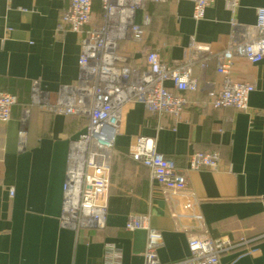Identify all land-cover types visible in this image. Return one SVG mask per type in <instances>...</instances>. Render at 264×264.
<instances>
[{"label": "crops", "instance_id": "crops-1", "mask_svg": "<svg viewBox=\"0 0 264 264\" xmlns=\"http://www.w3.org/2000/svg\"><path fill=\"white\" fill-rule=\"evenodd\" d=\"M98 3L93 0L92 15H100L94 10ZM64 5L63 0H0V92L17 99L10 120L0 122V264H103L105 243L120 250L121 264H143L146 232L125 231L131 214L148 215L150 226L161 232L162 264L186 259L189 236L199 234L231 243L244 238L256 250L237 247L223 253L219 264H264V58L257 64L238 59L232 66L235 80L254 86L246 111L210 107L209 91H218L223 80L213 59L205 69L193 65L198 88L184 93L188 104L179 121L140 103L127 104L111 158L105 229L76 234L60 226L69 142L85 132V120L33 107L30 95L34 83L54 93L77 81L81 36L56 32ZM260 7L264 0H240L236 21L254 25ZM135 16L137 23L143 16L149 23L142 42L120 43L130 67L144 68L143 48L166 62H188L194 56L191 40L208 44L213 54L229 45L225 0H214L199 21L186 0L147 1ZM165 86L177 94L170 83ZM140 136L153 139L156 151L181 169L195 152L220 155L215 170L187 172L192 199L176 215L149 169L127 155Z\"/></svg>", "mask_w": 264, "mask_h": 264}, {"label": "built area", "instance_id": "built-area-1", "mask_svg": "<svg viewBox=\"0 0 264 264\" xmlns=\"http://www.w3.org/2000/svg\"><path fill=\"white\" fill-rule=\"evenodd\" d=\"M63 1L65 5L56 32L71 31L81 36L77 81L59 87L54 93L43 91L34 83L30 100L31 106L45 112L85 120V132L69 142L59 218L62 228L78 234L82 230L103 231L106 227L112 152L127 104L140 103L157 116L166 115L172 121H179L188 104L184 93L198 88L197 79L192 77L193 65L198 62L205 69L207 61L213 59L223 80L218 91H209L210 107L248 109L254 86L235 80L231 71L238 59L250 64L263 60L264 7L256 10L254 25H240L235 19L240 0H225L231 29L225 50L213 54L208 44L191 40L193 59L166 62L157 51L143 48L144 68L139 69L128 65V57L120 53V43L143 41L148 18L143 16L142 22L137 23L135 13L143 9L147 0H99L103 18L98 25L93 23V0ZM149 1L165 4L169 0ZM186 1L192 4V18L199 21L214 0ZM166 83H170L177 94L170 91ZM16 103L14 95L0 92L1 123L10 120ZM28 113L29 110H25V114ZM23 134L19 133L20 140ZM129 155L149 169L151 179L173 215L192 199L187 189V172L215 170L220 161L218 152H195L189 157L187 168L181 169L173 159L156 151L153 139L143 136L135 139ZM124 229L146 232L143 264H162L158 250L163 247V238L159 230L150 226L148 215H129ZM187 245L189 256L170 264H219L223 253L237 247H244L252 254L256 251L247 239L231 243L225 239L212 240L205 234L189 236ZM102 260L103 264H121V252L115 245L105 243Z\"/></svg>", "mask_w": 264, "mask_h": 264}, {"label": "trees", "instance_id": "trees-1", "mask_svg": "<svg viewBox=\"0 0 264 264\" xmlns=\"http://www.w3.org/2000/svg\"><path fill=\"white\" fill-rule=\"evenodd\" d=\"M147 1H149V0H147ZM147 1H146V2H147ZM146 2H145V5H146ZM96 6H97V4L94 6V10L98 9V12L100 13V15H93V16H94L93 23L96 24V25H98V24H100V23L102 22L103 13H102V10H101L100 3H98L97 8H96ZM148 23H149V21H148ZM148 23H147V24H148ZM16 104H17V103H16ZM112 153H113V152H112ZM127 155L130 156V155H129V150L127 151Z\"/></svg>", "mask_w": 264, "mask_h": 264}]
</instances>
